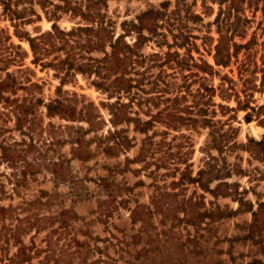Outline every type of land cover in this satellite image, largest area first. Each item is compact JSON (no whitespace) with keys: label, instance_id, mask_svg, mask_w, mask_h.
I'll list each match as a JSON object with an SVG mask.
<instances>
[{"label":"rangeland","instance_id":"374dc122","mask_svg":"<svg viewBox=\"0 0 264 264\" xmlns=\"http://www.w3.org/2000/svg\"><path fill=\"white\" fill-rule=\"evenodd\" d=\"M162 1L104 0L98 4V11L103 23L117 35L142 11L160 8ZM250 1L254 0H240L238 11L229 13V19L237 13L240 18V35L235 34L234 39L246 42L251 38L247 47L238 50L246 68L240 72L233 60L230 66L219 67V74L203 81L217 86L212 96L215 104L203 103L196 75L203 73L190 65L186 55L190 65L186 76L177 77V85L161 91L162 96H183L178 100L154 98L143 105L141 117L153 115L154 119L146 132L134 130L130 123L120 124L117 128L131 139V146L114 154L103 150L104 142L112 141L107 130L114 128L104 105L106 95L92 85L89 75L77 73L67 79L62 93L68 92L78 108L89 104L91 124L82 119L47 116L40 105L36 107L38 117L31 138L26 134L27 127L23 131L17 128L12 103L1 100L0 140L15 141L27 150L23 152L25 162L0 164V204L13 207L11 221L16 230L20 226L10 245L3 238L0 245L13 253L16 238L27 244L34 242L51 252L48 264H264V150L253 142L264 139V124L260 114L244 118L250 108H229H236L239 98L249 105L264 104V13L260 10L264 1L258 0V5ZM26 5L34 9L28 13L33 20L21 24L20 29L31 35L49 30L54 19L51 8L45 13L35 2ZM218 9V0L168 2L166 13L173 18L172 31L178 33V26L191 34L198 47L191 53L197 61L203 57L213 63ZM57 13L55 20L62 28L85 23L80 17L60 10ZM245 17L251 21H245ZM0 27L8 29L12 41L20 44L24 67L30 68L27 75L39 83L33 93L49 101L60 84L58 75L51 67L41 68L31 62L28 42L13 34L12 22L1 14V8ZM165 29L161 26L159 31ZM134 35L125 39L132 42ZM166 35V41L173 42L169 31ZM156 43L152 38L139 50L148 53L167 49ZM179 51L184 53L185 49ZM92 55L103 54L93 51ZM158 71L154 66L146 73L154 77ZM224 74L233 79V89H227L230 82L221 78ZM17 75L25 78L20 72ZM25 93L17 91L19 97ZM204 106L209 109L206 116L200 111ZM177 112L191 118L179 124L173 117ZM203 117H207V123ZM79 134L90 151L85 159L72 152L71 139ZM32 141L34 147L28 148ZM219 141L225 145L222 151L217 149ZM138 155L140 160L136 159ZM49 159L59 161L55 171L48 166ZM30 162L33 165L28 166ZM9 217L5 219L9 221ZM76 239L82 242L80 247ZM45 255L40 251L33 263Z\"/></svg>","mask_w":264,"mask_h":264},{"label":"trees","instance_id":"16d2710c","mask_svg":"<svg viewBox=\"0 0 264 264\" xmlns=\"http://www.w3.org/2000/svg\"><path fill=\"white\" fill-rule=\"evenodd\" d=\"M226 1L218 0L219 9L214 17L218 37L212 55L213 63H211L203 57H200L199 61L194 58L191 49L198 47L192 40L191 34L184 33L178 26L176 27L179 30L178 33L172 31L173 18L166 13L169 0L162 1L160 8H148L142 11L137 16L136 21H131L128 26H125L127 22L125 21L123 31L117 35L103 23L100 17L98 4L104 0H0L1 14L12 22L13 34L26 39L28 42L32 52L31 62L40 65L41 68L51 67L60 79V84L56 87V95L49 101L45 102L36 96L33 89L39 87V83L27 75L30 68L24 67V56L20 44H15L12 41V34L8 32V29L0 27V71L3 73V76L0 77V101L12 103L10 106L16 118L17 128L23 131L27 127L26 134L30 135L31 138H33L31 135L32 125L34 119L38 117L36 107L40 105L45 107V115L47 116L58 115L72 120L82 119L91 124L92 117L89 114V104L86 103L78 108L68 92L62 93V85L67 79L77 73L89 75L92 77V85L104 90L107 99L104 105L110 115L109 122L114 127L107 130L108 138H111L112 141L104 142L103 150L105 153L114 154L119 149H126L131 146V139L122 134V129L117 127L122 123H130L133 124L134 130L146 132L154 121L153 115H148L147 119H143L139 110L142 109L143 105H149L154 98L180 99L183 95L176 94L173 97H167L162 96L161 91H166L174 84L177 85V77H185V70L190 65L197 67L203 73L201 75L196 74L200 79L197 91L200 97H204L203 103L208 106L210 105L209 102L215 104L212 96L217 86L203 83L207 76L219 74L218 68L230 66L233 60L236 61L240 72L246 68L245 61L239 59L238 50L247 47L251 38L246 42L236 41L234 35L239 34L240 30L238 13L234 18L229 19L230 10L238 11L237 6L240 0H229L228 4L224 6ZM32 2L38 4L45 13L50 7L51 16H54L51 28L37 35H31L28 31L20 29L21 24L33 20L28 13L34 9L31 5H26V3L31 4ZM254 2L258 5V0L250 1V4ZM58 10L73 17H80L85 23L77 24L69 29L62 28L55 20L59 17ZM260 10L264 13V3ZM34 15L40 17L36 12ZM191 16L196 17L198 14L191 13ZM244 20L251 21L248 17H245ZM161 26L166 28L165 31H159ZM167 31L172 34L173 42L171 43L166 41ZM132 33L135 34L134 39L132 42H128L125 37ZM152 38L156 39L158 46L166 45L167 49L148 53L140 51L142 43L150 41ZM173 45L176 47L175 49H172ZM182 48L185 49L184 53L179 51ZM93 51H100L103 55L100 57L93 56ZM186 55H189L190 65L185 59ZM154 66L159 67V71L154 77H151L146 72ZM167 68H171L173 71L168 73ZM18 72L22 73L25 78L18 77ZM168 76L171 77L170 80H167ZM221 76L225 82H230L227 89H233V79L227 74ZM263 80L264 72L262 73V83ZM18 90H24L26 93L19 97L17 95ZM6 92L10 94H6ZM237 94L234 92V95L237 96ZM209 96H211L210 100L208 99ZM237 102L239 108H229H250L251 111H247L244 118L248 120L253 114H260L259 119L264 124V117H262L264 104L249 105L247 101L244 102L240 98ZM135 106L136 109H134ZM208 106L201 107L200 111L203 112V116H206L205 114L209 110ZM173 117L179 124H186L191 118L180 112L173 113ZM203 118L204 123H207V117ZM222 136L224 135L222 134ZM71 141L74 142L72 152L76 157L85 159L89 156L90 151L80 134ZM253 142L258 145L259 149L264 150L263 138L260 140L253 139ZM17 144L15 141L5 143L2 139L0 140V164L4 161L14 166L20 160L25 162L23 152L27 149L25 147L19 148ZM234 145L236 144L234 143ZM31 147H34L33 141L28 144V148ZM224 147V143L219 141L217 149L222 151ZM140 158L139 155L136 157L138 160ZM59 164L58 160L49 159L48 161V166L54 168L53 171ZM27 165L33 164L30 162ZM224 184L227 185V183ZM2 191V183H0V194ZM228 192V190L225 191L226 194H229ZM12 208L0 204V240L3 238L7 246L11 244L10 239L20 233V226L16 230L17 226L11 221L13 218V214L11 215ZM253 212L255 213V211ZM7 215H10L9 221L5 219ZM19 221L22 219L20 218ZM74 242L77 247L82 245L80 240ZM13 245L15 248L13 253L8 251L9 248L6 249L0 245V264H35L32 260L40 251L46 252V255L39 259L37 264L49 263V253L51 252L36 246L34 242L27 244L21 238H16ZM57 262L55 263L57 264Z\"/></svg>","mask_w":264,"mask_h":264}]
</instances>
